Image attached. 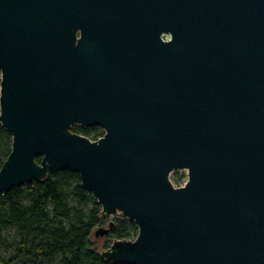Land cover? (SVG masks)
Here are the masks:
<instances>
[{
	"label": "water",
	"instance_id": "water-1",
	"mask_svg": "<svg viewBox=\"0 0 264 264\" xmlns=\"http://www.w3.org/2000/svg\"><path fill=\"white\" fill-rule=\"evenodd\" d=\"M0 71V194L69 171L139 229L111 264H264V0H0Z\"/></svg>",
	"mask_w": 264,
	"mask_h": 264
},
{
	"label": "trees",
	"instance_id": "trees-1",
	"mask_svg": "<svg viewBox=\"0 0 264 264\" xmlns=\"http://www.w3.org/2000/svg\"><path fill=\"white\" fill-rule=\"evenodd\" d=\"M72 131L93 137V141L104 136L98 127L74 126ZM12 143V136L0 123V170L12 151ZM105 221L102 207L82 189L78 174L51 172L43 182L0 194V233H16L11 243L0 240V253L5 248L11 254L7 260L0 255V264H111L103 259V251L95 242V233ZM138 233L134 222L118 219L105 237V248L109 249L116 240L134 241Z\"/></svg>",
	"mask_w": 264,
	"mask_h": 264
},
{
	"label": "rangeland",
	"instance_id": "rangeland-1",
	"mask_svg": "<svg viewBox=\"0 0 264 264\" xmlns=\"http://www.w3.org/2000/svg\"><path fill=\"white\" fill-rule=\"evenodd\" d=\"M0 79H1V77H0ZM77 127H79V126H77ZM79 128H81V127H79ZM88 129H92V128H88ZM100 132H103L104 133V131L102 129H101ZM188 174L189 173H188L187 170H176V171H174L171 174L170 179L172 180V182H173L174 185H184L189 180ZM25 185H28V184H25ZM118 219H122V218L119 215H115V216L111 217L110 220L105 219L106 221L103 224L102 228H108V226H109V224L111 222L114 223ZM0 240L5 241L7 243H11L14 240H16V233L14 231H12V230L3 231L2 233H0ZM95 242L97 243L98 249H100L101 251L106 250V248H105L106 245H107V239L106 238H96L95 237ZM0 255L3 258H5L6 260L11 257V254L5 248H3L1 250ZM46 264H58V262L46 263Z\"/></svg>",
	"mask_w": 264,
	"mask_h": 264
},
{
	"label": "built area",
	"instance_id": "built-area-1",
	"mask_svg": "<svg viewBox=\"0 0 264 264\" xmlns=\"http://www.w3.org/2000/svg\"><path fill=\"white\" fill-rule=\"evenodd\" d=\"M187 183V182H186ZM185 185V184H184Z\"/></svg>",
	"mask_w": 264,
	"mask_h": 264
}]
</instances>
